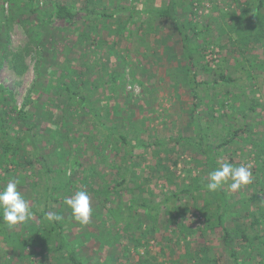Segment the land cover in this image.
<instances>
[{"label": "rangeland", "instance_id": "rangeland-1", "mask_svg": "<svg viewBox=\"0 0 264 264\" xmlns=\"http://www.w3.org/2000/svg\"><path fill=\"white\" fill-rule=\"evenodd\" d=\"M18 1L19 6H15L10 0H0V38L5 39L6 44L3 45L7 47L8 54L19 50L26 54L28 68L23 74L16 73L6 59L11 55L6 50L1 51L0 87L8 100H15L16 107L10 110L12 116L17 117L20 109L26 108L34 111L36 116H42L43 121L47 120L36 129L45 136L40 144L43 154H59L57 141L62 137H54L53 134L65 131L67 127L74 129L72 134L77 133L76 144L65 156L70 160L67 165L60 163L67 166L68 175L75 171L71 165L73 158H78L86 167V170L81 168L75 173L78 187L87 172L92 173L100 184L126 175L128 187L123 198H119L123 201L112 200V206L110 203L106 208L119 211L121 217L128 214L124 207L132 194L142 202L156 203L189 184L208 182L206 156L189 143L156 147L137 145L131 150L129 145L121 144L112 136L101 137L97 122L82 110L78 116L72 114L77 116L76 122L70 125L65 121L73 117H65L63 102L67 94L58 88L60 74L70 65L79 68L84 61L92 66L93 80L117 79V86L113 84L92 93V100L97 103L105 124L118 127L131 139L146 142L179 136L195 137L191 120L194 101L188 90L181 35L170 20L151 23L145 18L146 9L164 7L168 0ZM58 1L71 5L74 10L80 9L81 14H86L85 5L90 9L102 6L107 11L114 10L115 14L84 15L76 25L61 27L51 23L53 7ZM176 6L177 19L187 23L193 36L191 44L195 50L199 78L210 82L209 86L200 88V98L197 99V117L208 134V142L213 145L220 143L242 128L232 143L218 150L217 158L219 166L224 162L236 167L243 164L252 172L251 182L238 191H231L228 184L223 187L230 202L235 204L227 221L231 232L229 246L236 250L243 264H258L261 260L258 251L240 239V232L264 234V224L253 223L254 217L264 209V33L254 28L256 14L259 11L264 14V5L259 7L258 0H177ZM32 8L36 11L33 12ZM88 30L93 31L99 42L79 40V34ZM44 48L49 52L45 59L47 66L39 54ZM70 57L74 59L70 60ZM220 74L232 77L233 81H220ZM74 75L84 79L76 71ZM216 80L219 82L215 83ZM101 139L106 142L98 153L99 148L94 142ZM30 156L32 159L33 155ZM50 158L56 167V157L50 155ZM18 160L22 164H7L12 172L2 171L0 167V187L9 181H17L18 190L31 205L35 204L31 197V182L36 180V192L42 204L46 175L43 170L39 171L41 165L29 163L26 154ZM88 194L93 208L90 222L81 224L64 209L63 216L67 220L65 233L79 239L76 245L80 256L87 255L93 264L108 256L111 264H133L138 254L131 243L128 228L123 231V243L115 248L104 243L101 235L84 238L85 232L101 226L98 200L94 194ZM210 194L211 191L203 190L195 196L181 195L178 199L179 223L169 221L172 217L167 212L168 206L160 208L161 216L155 228L153 220L145 214V222H138L137 228L133 226L130 229H135L136 235L142 232L144 236L139 251L151 258L157 257L155 264H168L169 260L180 257L188 246L181 234L183 223L193 229L188 235V240L192 241L189 250L192 246L202 245L209 248L210 255L219 257L221 264H232L223 231L220 228L206 229L202 234V230L208 228L203 212L211 213L213 217L217 213V204ZM249 198L253 199L244 204L240 202ZM61 202L65 201L60 198L54 211ZM109 215L107 210L104 211L107 229L114 221L108 218ZM130 223L133 225L136 221L131 219ZM100 231L104 233L106 230L102 227ZM177 238L181 239L180 243L175 242ZM13 245L11 241L0 244V264L41 263L39 259L42 257L37 256V250L28 248V253H14ZM126 245L131 250L128 259L126 255H118ZM161 247L165 248L164 252H161ZM44 261L53 263L47 258ZM178 264L192 263L182 257Z\"/></svg>", "mask_w": 264, "mask_h": 264}, {"label": "trees", "instance_id": "trees-1", "mask_svg": "<svg viewBox=\"0 0 264 264\" xmlns=\"http://www.w3.org/2000/svg\"><path fill=\"white\" fill-rule=\"evenodd\" d=\"M11 4L19 6L18 0H10ZM177 0H168L166 6L160 8H149L145 10V14H147L146 19L149 22L154 23L157 21H167L170 20L175 23L178 33L181 35L182 46H183V56L186 60L185 70L187 72V84L188 90L193 98V106L191 110V120L195 130V137H171L165 139H157L154 141L146 142L143 140H134L131 139L127 134H123L120 129L116 126H109L103 122L101 118L100 111L97 108V103L92 100V93L95 92L99 88L107 89L109 86L115 84L117 86L116 77L112 78L110 81L106 79H101L100 81H95L92 79L91 74L92 67L90 64L81 61L79 68H75V65L71 67V65L66 68L60 75V80L58 83V88L63 93H66L67 96L64 97L63 109L65 113V117L70 119L73 117L72 114H76L82 110L86 116H92L94 120L97 122V126L101 129V137H111L116 138L121 142V144L129 145L131 150L134 146H145V147H156V146H167L174 145L177 143H189L195 146L200 150V153H203L206 156L209 173L216 168L219 167L218 162V150L222 147H226L230 143H232L236 136L242 131V128H239L235 131V135L221 141L217 144H211L208 142V134L204 131V128L200 122V119L197 117V107L198 101L200 98V88L202 86H209L210 82L206 80H202L199 78V75L196 70V58H195V50L191 44L193 36L189 33V26L186 22L180 21L177 19ZM17 3V4H16ZM259 7L264 5V0H258ZM86 6V14H81V10H74V8L62 1H58L55 3L53 7V18L51 19L52 24H56L57 26L66 27L73 26L78 23L79 20H83L84 15L87 17H91L92 15L99 14L103 16L114 15L115 11H107L106 8L94 7L90 9ZM33 12V8L31 9ZM256 22L254 25L255 30H260V33H264V14L260 11L256 14ZM79 40L87 41L90 40V43L93 41L99 42L93 33L92 30L82 31L79 36ZM5 39L0 38V53L1 51L6 50L8 54V49L5 46ZM67 50V48H65ZM11 57H8L9 64L13 71L18 74H23L27 70V61L26 54H24L21 50L10 52ZM40 56L45 61V66L48 65V62L45 60L49 56V52L46 48L40 49ZM41 58V60H42ZM74 59L70 57V60ZM40 64V63H39ZM74 71L81 74L82 78H76L74 75ZM41 73V71H38ZM90 74V77L89 75ZM88 75V76H87ZM219 80L223 82H232L233 78L230 76H226L224 74H220ZM216 80L215 83L219 82ZM35 86V85H34ZM14 99L8 100L7 94L4 93L2 87H0V167L2 171L12 172L10 168L6 167L7 164H22L18 159L21 155H27L29 163H38L41 165V169L46 175V185L44 188L43 194V203L41 204V199H39V195L36 192L38 183L36 180L31 182V197L34 198L35 204L29 205L32 212L33 218L27 223L20 224L19 229L17 226L14 228H9L2 220V213H0V244L5 241H11L14 243L13 252L23 254L28 253V248L31 250H37V258L41 261L40 264H47L44 259L47 258L51 262H56V264H93L86 256L81 257L79 254L78 246L76 242L79 240L74 237H69L66 231V218L63 216L64 209L71 212V209L66 205L65 202L59 203V207L56 211L53 210L54 206L59 202V199L62 198L65 201L66 197H71L78 190L86 191L87 193L94 194V197L98 200L99 208L101 209L100 220L101 226L98 227L97 230H90L83 234L84 238H92L101 235L103 237V242L109 244L112 248L117 247L118 244H122L123 240V231L127 228L129 230V234L132 237L131 243H133L135 252L138 254L136 260H133V264H155L158 260L157 257L151 258L149 254L144 255L139 251V247L142 244L144 236L141 232L140 235H136L135 229L131 227L136 226L138 222L143 223V216L149 215L150 219L153 220L154 225L156 221L160 220V208L164 206H168L169 212L171 214L172 219L169 221H175L179 223V214L180 210L178 205V199L181 195H193L200 191L207 190V183L205 184H189L185 186L181 190H177L172 192L171 194L166 195L162 200L156 203H148L142 202L138 199V196H132L128 198L127 203L125 205L127 216L121 217L120 212H114L112 208H107L110 204L112 206V200H118L119 198H123L124 190L127 189L128 185L126 183L127 176L122 174L120 178L112 182H105L104 184H100L97 182L95 176L92 173L87 172L85 177L81 179L82 185L78 187L76 185L77 180L75 181V173L78 172L81 168L82 170H86V167L81 163L78 158H73L71 160V165L75 167V171H73V175H68L67 173V164L70 159L66 158L67 151L70 150L76 144V135L74 129H70L67 127L65 131H58L56 134H53L54 137L58 135L62 138L57 142V149L59 150V154L54 152L53 154H43L41 151L40 144L43 141L44 134L40 133L37 129V126L41 123L47 122V120H42L38 116H36L35 112L31 110H27L26 108L20 109V111L16 116L11 115L10 110H14L16 104L14 103ZM11 105V107H9ZM78 108V109H77ZM38 113V112H37ZM69 113L68 115H66ZM73 117L72 120L68 121V124L71 125V122H76V117ZM20 120L19 123H15ZM14 122V124H12ZM61 133L62 135H60ZM45 137V136H44ZM68 139V140H67ZM105 139H101L99 142H94L97 145L98 153L101 152V146L104 145L106 141H102ZM64 150V153L61 151ZM30 154H32V159ZM50 155L56 157V167L51 164ZM51 160V161H50ZM26 162V161H25ZM60 162H64L61 164ZM120 169V166H117ZM129 169V168H128ZM131 169V168H130ZM98 176V175H97ZM94 178V179H93ZM133 189V188H132ZM138 189V188H136ZM135 189V190H136ZM37 193V196L34 197V193ZM211 197L214 199L217 204V213L213 217L211 213L203 212L205 215V221L208 224V228L202 230V234L205 233L206 229L216 230L220 228L223 231V237L226 245H228V251L231 256L232 264H243L238 258L236 250L232 246H229V236L231 234L230 230L227 226L228 216L231 213L232 208L235 206L234 203L230 202L229 197L224 189L211 192ZM119 199V200H120ZM253 198L241 200V203H246ZM33 201V202H34ZM123 200H120L122 202ZM51 202H54L53 204ZM108 211L110 213L109 217L111 220H114L109 228H106L107 221L103 218L104 211ZM48 212H56V214L62 217L59 221L49 222L46 219V215ZM114 212V213H112ZM124 213V211H123ZM55 214V213H54ZM97 215V214H96ZM70 217V214L67 216ZM121 217V219H120ZM126 218V219H125ZM135 220L136 224L131 225L130 221ZM127 220V221H126ZM145 222V220H144ZM262 225L264 224V209L261 211L259 216L254 217L253 223ZM110 224V222H109ZM146 224V223H145ZM139 225V224H138ZM183 229L181 230L182 238L184 243L188 246L192 243L191 240H188L189 230L192 228L189 226H185L181 223ZM146 225L145 227H147ZM157 225L154 226V228ZM104 228L106 231L102 233L100 228ZM140 227V226H139ZM142 228V226L140 227ZM157 229V228H156ZM155 229V230H156ZM193 230V229H192ZM176 232V231H175ZM107 237V238H106ZM240 239L245 242V244L252 246L254 251H258L259 256L261 257L260 262L258 264L264 263V234L263 235H251L248 234L246 230H242L240 232ZM169 241H172V238H169ZM175 242L180 243L181 239L177 238ZM173 246V245H172ZM187 246L186 251L178 258H174V260H169L168 264H178L181 258H186L192 264H221L219 257L215 255L209 254V248L204 247L202 245L192 246V250H189ZM122 251H120L121 256L126 255V259L129 258V254L131 252L128 245L122 247ZM171 249H173L171 247ZM170 249V250H171ZM165 248L161 247V252H164ZM105 260L98 261L95 264H111V257L108 256L104 258ZM160 264H163L160 262Z\"/></svg>", "mask_w": 264, "mask_h": 264}, {"label": "clouds", "instance_id": "clouds-1", "mask_svg": "<svg viewBox=\"0 0 264 264\" xmlns=\"http://www.w3.org/2000/svg\"><path fill=\"white\" fill-rule=\"evenodd\" d=\"M252 172L249 166L241 164L239 167L232 163H221L218 168L209 173L207 190L211 192L222 189L228 184L231 191L235 192L242 186L251 182ZM229 181L231 183L229 184ZM66 205L71 209L73 218L81 224L90 222L93 208L90 195L83 190H78L71 197L65 198ZM0 213L3 222L9 227L27 223L32 220L33 212L28 201L18 190L17 181H9L5 186L0 187ZM46 219L49 222L59 221L62 217L58 214L48 212Z\"/></svg>", "mask_w": 264, "mask_h": 264}]
</instances>
